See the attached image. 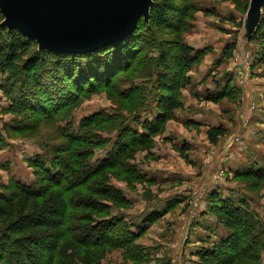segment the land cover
Returning <instances> with one entry per match:
<instances>
[{"label": "rangeland", "instance_id": "obj_1", "mask_svg": "<svg viewBox=\"0 0 264 264\" xmlns=\"http://www.w3.org/2000/svg\"><path fill=\"white\" fill-rule=\"evenodd\" d=\"M253 1L194 0L192 10V4L189 5L187 28L181 34V41L194 48V52H202L201 59L185 68L190 71L177 91L179 106L171 113L174 118L167 122L164 132L155 137L154 147L139 151L131 162L133 172L137 168L142 177H135L134 173L132 180L126 174L110 178V184L130 200L129 207L114 206L115 215L125 217L133 225L132 231L138 232L143 227H147V231L134 243L122 239L120 231L114 229L107 242L92 248L94 264H164L168 261L202 264L200 253L218 247L232 233L218 219L227 209L222 207V202L231 199L239 200L237 207L248 206L264 224V179L243 176L251 171H264V31L257 34L264 5L258 10ZM176 2L186 4L180 0ZM158 34L160 40L176 38L167 30H159ZM150 40L146 38L141 60L118 76L119 83L115 87L94 88L80 99L78 107L72 110L75 130L81 120L91 114L120 110L129 117V123L136 126L131 115L146 105L147 97H150L149 105L141 111L142 120L158 115V100L168 93L163 86L166 81H161L160 87L157 83L155 86L152 84L154 77L149 76L155 66L158 72L163 70L156 58L160 52L150 46ZM170 50L168 58L170 64H174L173 55L177 51L173 46ZM131 82L133 86L146 88L138 103L119 98V85ZM5 83L6 75L0 72V132L7 141L0 149V164L3 165L0 167V191L13 192L14 180L32 185L37 177L30 160L47 147L60 165L67 158L80 173L88 162L96 164L108 156L112 145L104 147V143L96 140L101 135L111 136L112 140L116 138V134H111L117 127L112 121L103 124L100 130L91 127L90 135L86 134L79 144L58 127L63 125L60 121L69 110L50 120L36 122L27 127L28 131H15L13 126L20 125L24 112L10 109L12 102L8 97L17 87L9 86L8 91L1 89ZM40 83L42 85L43 79L39 78L33 85L37 87L30 89H38ZM132 93V90L127 91V95ZM212 127L225 130L217 144H212L208 138L207 132ZM41 180L43 184L48 183L47 178ZM69 181L72 185L68 183L67 186L74 192L84 190L80 187L75 191L73 183L80 182L77 175ZM54 187L53 191L58 190V186ZM88 212L80 208L75 210V215L80 214V219L83 218L80 222L84 223L86 217L83 215ZM160 213L162 216L152 225L147 224L149 218ZM243 216L248 220V215ZM259 232L257 228L249 232L246 226L242 239L259 247L264 261V236L257 240L252 238ZM80 236L93 237L82 229ZM217 252L221 253L220 258L209 264L226 262L228 251L218 248ZM59 255L61 262L71 258L74 264H85L83 250H63Z\"/></svg>", "mask_w": 264, "mask_h": 264}, {"label": "trees", "instance_id": "obj_2", "mask_svg": "<svg viewBox=\"0 0 264 264\" xmlns=\"http://www.w3.org/2000/svg\"><path fill=\"white\" fill-rule=\"evenodd\" d=\"M176 1L153 0L149 18L142 17L132 34L119 42L87 53H56L39 49L35 39L2 25L5 16L0 10V72L6 75V83L1 89L7 90L9 86L15 85L17 93L12 91L8 97L12 102L10 109L25 113L19 120L20 125L14 124L15 131H28L30 129L27 127L36 122L42 119L50 120L68 110L69 114L60 121L63 125L59 124L58 127L76 144L83 142L86 136L90 135L91 127L100 130L103 124L111 121L117 126L111 132L116 134V138L112 140L111 136L101 135L99 140H96L100 144L104 143V147L112 145L108 156L96 164L88 162L87 166L82 168L83 173L77 172L76 168L72 167V161L67 158L66 162L60 165L59 160L56 161L51 149L47 147L43 153L30 160V166L35 168L37 177L32 185L27 186L14 180L13 192L8 194L0 191V264H74L71 258L65 263L60 261L59 254L69 249L75 252L83 250L85 264H94L92 248L107 242L114 229L120 231L122 239L126 238V241L134 243L147 231V227H143L134 232L131 230L133 225L125 217L115 215L113 207H129L130 200L110 184V178L126 174L128 179L132 180L134 173L135 177H142L137 168L133 172L130 164L133 165L131 162L139 151L151 150L154 147L155 137L164 132L167 122L174 118L171 113L179 106L176 100L177 91L190 71H185V68L201 59L202 52H194V48L181 41V34L187 28L189 5L192 4L191 10L195 8L194 0H180L186 4ZM159 30H167L169 35L176 38L160 40ZM257 31V34L264 31V16ZM146 38H151L150 46L158 48L160 53L156 58L158 65L163 68L162 72L156 70L158 66L154 67L153 72L151 70L149 76L154 77L152 84L156 86L157 83L160 87L161 81H166L163 86L168 93L158 97V115L153 119L142 120L141 111L149 105L150 97H147L146 105L131 115L136 126H132L129 117L120 110L117 113L91 114L83 118L78 130H75V114L72 110L78 107L80 99L94 88L115 87L117 82L119 83L118 76L129 71L141 60ZM172 46L177 51V54L173 55L174 64H170L168 58L171 57ZM43 72L45 75L41 76ZM39 78L40 81L43 79L42 85L40 83L36 90L30 89L37 87L33 85L39 82ZM132 83L119 85V98L138 103L141 94L146 93V88L143 85L133 86ZM128 90L134 93L127 95ZM147 132L149 134L145 135ZM207 133L210 142L217 144L225 135V130L212 127ZM134 137L138 139L135 140ZM6 142L0 132V149ZM0 167L3 165L0 164ZM248 174L241 175L264 179V171H251ZM76 175L80 182L73 184L76 186L75 191L80 187L84 188L80 189V192H74L67 186L69 178L73 180ZM45 178L47 184L42 183L41 179ZM54 186H58V190L53 191L52 189L56 188ZM238 201L231 199L229 202H222V207L227 209L219 214L218 219L232 233L222 240L218 247L200 253L202 264H209L220 258L218 248L228 251L225 254L226 262L218 264H264L260 256L261 249L245 243L242 239L246 226L249 232L260 229L258 235L253 234L252 238H262L264 224L251 213L248 206L237 207ZM80 208L89 211L83 215L86 217L84 223L80 222L83 221L80 214L75 215V210ZM244 214L249 216L248 220L243 219ZM161 216V213L152 216L147 224L152 225ZM81 229L83 233L93 237L82 238ZM65 255L70 257L69 254Z\"/></svg>", "mask_w": 264, "mask_h": 264}, {"label": "water", "instance_id": "obj_3", "mask_svg": "<svg viewBox=\"0 0 264 264\" xmlns=\"http://www.w3.org/2000/svg\"><path fill=\"white\" fill-rule=\"evenodd\" d=\"M153 0H0L3 24L41 49L87 53L119 42L149 18ZM264 0H254L258 10Z\"/></svg>", "mask_w": 264, "mask_h": 264}, {"label": "crops", "instance_id": "obj_4", "mask_svg": "<svg viewBox=\"0 0 264 264\" xmlns=\"http://www.w3.org/2000/svg\"><path fill=\"white\" fill-rule=\"evenodd\" d=\"M224 233H227V232L224 231ZM223 235H224V234H223Z\"/></svg>", "mask_w": 264, "mask_h": 264}]
</instances>
